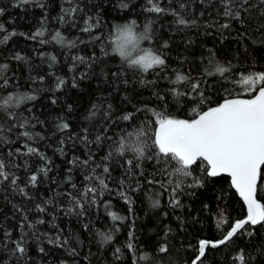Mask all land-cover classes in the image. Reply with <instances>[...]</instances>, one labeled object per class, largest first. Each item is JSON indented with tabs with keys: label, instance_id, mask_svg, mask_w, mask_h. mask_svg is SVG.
I'll use <instances>...</instances> for the list:
<instances>
[{
	"label": "trees",
	"instance_id": "1",
	"mask_svg": "<svg viewBox=\"0 0 264 264\" xmlns=\"http://www.w3.org/2000/svg\"><path fill=\"white\" fill-rule=\"evenodd\" d=\"M153 4L165 11H148L153 6L149 0H40L27 5L0 0V40L9 36L0 43V64L8 65L0 78V125L7 137L0 142V162L8 174L0 177V264H193L200 240L219 241L235 221L246 218L247 208L227 176L209 177L198 163L174 192L179 177L168 174L177 167L174 162L158 160L154 147L146 149L150 159L143 160L118 149L121 142L150 146L155 113L192 119L193 108L206 110L224 99L251 98L258 92L260 83L250 86L244 78L264 73V3L247 0L240 20L224 15L222 0ZM239 4L235 0L234 6ZM173 13L188 23H176ZM225 23L230 26L221 27ZM124 25H132L137 34L149 26L151 38L140 41L133 58L151 51L165 60L163 67L144 72L114 51ZM38 30L44 35L33 39ZM57 31L65 43L53 39ZM17 55L24 59H15ZM217 65L228 71L218 73ZM177 74L188 80L173 83ZM60 80L64 84L57 88ZM201 93L204 104L199 103ZM22 94L35 99L3 104L9 95L15 99ZM125 115L130 119L124 120ZM61 123L68 127L59 128ZM24 131L33 138L23 136ZM29 147L36 153H28ZM33 174L35 184L30 182ZM193 177L200 179L199 186ZM257 185L256 199L264 205V180L258 178ZM109 213L121 219L113 220ZM101 234L112 239L104 242ZM57 237L60 244L49 243ZM17 242L23 253L16 251ZM196 264H264V223L245 225L222 245H206Z\"/></svg>",
	"mask_w": 264,
	"mask_h": 264
},
{
	"label": "snow or ice",
	"instance_id": "2",
	"mask_svg": "<svg viewBox=\"0 0 264 264\" xmlns=\"http://www.w3.org/2000/svg\"><path fill=\"white\" fill-rule=\"evenodd\" d=\"M40 3V0H17V3L22 5H27L30 3ZM226 5L224 15L226 17L234 18L240 20V9L244 8L247 0H240L239 7H235V0H222ZM264 3V0H261ZM149 3L153 6L148 9V11H154L160 13L165 11L160 7L153 4V0H149ZM126 6V5H125ZM181 7H184L181 5ZM244 8V11H247ZM0 9V13H2ZM177 15L176 23L180 25H186L188 21L179 17ZM63 19V18H62ZM135 22L133 21V24ZM151 22H149L150 24ZM191 23H195L192 21ZM243 23V21H241ZM230 25L225 23L221 27L228 28ZM89 27H86L84 31H89ZM4 25L0 24V29H3ZM149 26H145L144 32L137 34L133 31L132 25H124L119 29L117 38L115 40L114 51L118 52L120 57L124 58L129 66L138 67L139 69L147 72L150 69H154L157 66L163 67L165 65V60L161 58L160 54H155L151 51H144L142 55L134 54L139 49L141 40H148L151 37L148 35ZM9 35H14L10 33ZM44 32L38 30L33 34V39L37 36L42 37ZM9 36H5L0 43H6ZM58 43H65L64 37L59 31L56 32L53 37ZM99 39V38H97ZM44 41H42L43 43ZM69 47H74L75 44L72 41L67 42ZM103 47V45H102ZM15 59H24L20 55H17ZM74 60L84 62L83 57H73ZM55 60V57H52ZM8 65L0 64V78L4 77V72L7 70ZM216 71L218 73H225L228 71L227 68L217 65ZM42 79V78H41ZM187 81L188 77L177 74L176 80L173 83L179 81ZM257 82L260 83L258 92H256L250 99H240V98H228L224 99L221 103L210 106L206 110L193 108L192 112L194 118L192 119H177L165 113H155V131L154 140L152 144L145 145H131L121 142L118 151L123 154L126 151H133L136 154L137 160L150 159L146 155V149L149 147H154L156 152V157L159 160L161 157L164 159L165 164L169 162H174L177 167L169 172V176L177 175L179 179L175 182V187L173 191L180 189L184 186V180L192 176V167L198 163L204 166V171L209 177H216L221 173H226L231 178V185L237 190L239 195L243 198L245 204L247 205V216L245 219L237 220L231 227V229L223 236L219 241H199V255L197 260L200 259L205 254L206 245H211L216 247L218 245L224 244L229 241L239 230L244 229L245 225L255 226L257 224L264 223V205L258 203L257 196V179L264 180V172H262V166H264V73L261 74H251L244 78V83L247 85H255ZM5 83L7 80L5 79ZM64 84L63 80H60L56 85L59 88ZM193 92H198L199 87L197 84L192 85ZM251 90V89H249ZM174 95H182V93L176 92L172 89ZM35 99L34 96H29L27 94L17 95L15 99L13 96L9 95L6 100L3 101L4 105L15 104L19 105L22 100ZM207 100L200 94L199 103L204 104ZM14 115V114H13ZM124 120H129L130 116L125 115ZM24 121L19 126L21 128L25 127ZM68 125L66 123H61L59 128L66 129ZM23 136L29 139L33 138V135L28 131L22 133ZM38 135V134H37ZM100 137H97L99 141ZM0 142H7V137L4 135V127L0 125ZM28 153L35 154L36 150L29 147ZM78 161H70V163H76ZM206 162V164H205ZM85 164L87 161L84 162ZM129 164L132 163L131 160L128 161ZM136 167H140L137 163ZM4 165L0 162V177L7 178L8 174L4 171ZM105 172L109 169L107 166L104 168ZM167 171V168L164 169ZM46 174V173H45ZM85 179H90L86 177ZM30 182L35 184L37 182V175L33 174L30 177ZM100 185L103 188L107 186L104 180L100 179ZM172 181H170L171 183ZM15 186L16 180H12ZM193 184L199 186L201 184L200 179L193 177ZM191 187L192 185H187ZM264 190V189H261ZM90 192H96L95 188L88 189ZM21 193H24V189H20ZM123 195V193H121ZM127 199V197H125ZM94 202V200H93ZM158 202H154V206ZM79 205L80 202L77 201ZM39 211H44V209L37 205ZM71 213L72 209H68ZM113 220L121 219L114 213H109ZM26 219V218H25ZM43 221H38L42 223ZM224 223V218L218 222L217 227H221ZM30 228L33 225H28ZM251 234V233H249ZM131 235V234H130ZM102 240L104 242L110 241L112 239L111 235L101 234ZM49 243L60 244L61 241L59 237L55 239H49ZM67 244V240L63 242ZM128 247L131 249L134 246L130 242ZM43 251V249H40ZM16 251L23 253L25 248L22 246L21 242H17ZM119 251V249H117ZM160 252H165L166 248L161 246L159 248ZM74 254V252H73ZM243 260V257H238ZM140 259H147L146 256L140 257ZM196 264V261L193 262Z\"/></svg>",
	"mask_w": 264,
	"mask_h": 264
},
{
	"label": "water",
	"instance_id": "3",
	"mask_svg": "<svg viewBox=\"0 0 264 264\" xmlns=\"http://www.w3.org/2000/svg\"><path fill=\"white\" fill-rule=\"evenodd\" d=\"M252 98V97H251ZM245 99H250V98H245ZM220 175H225L229 178L230 182H231V178L226 174V173H221ZM259 178V177H258ZM257 182H258V179H257ZM233 187V186H232ZM233 189L236 191L237 195L239 196V198L244 202L243 198L239 195V193L237 192V190L233 187ZM245 204V202H244ZM246 208H247V205L245 204ZM211 246V245H210ZM199 255V254H198ZM194 261H197V259H195ZM193 261V262H194Z\"/></svg>",
	"mask_w": 264,
	"mask_h": 264
},
{
	"label": "bare ground",
	"instance_id": "4",
	"mask_svg": "<svg viewBox=\"0 0 264 264\" xmlns=\"http://www.w3.org/2000/svg\"><path fill=\"white\" fill-rule=\"evenodd\" d=\"M231 183V182H230Z\"/></svg>",
	"mask_w": 264,
	"mask_h": 264
}]
</instances>
